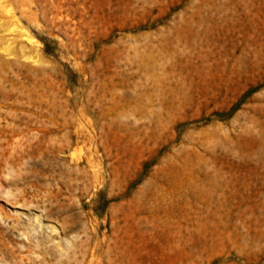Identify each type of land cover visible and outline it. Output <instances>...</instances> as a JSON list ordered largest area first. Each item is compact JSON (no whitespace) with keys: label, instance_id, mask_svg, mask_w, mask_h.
Masks as SVG:
<instances>
[{"label":"rangeland","instance_id":"rangeland-1","mask_svg":"<svg viewBox=\"0 0 264 264\" xmlns=\"http://www.w3.org/2000/svg\"><path fill=\"white\" fill-rule=\"evenodd\" d=\"M3 1L0 264H264V0Z\"/></svg>","mask_w":264,"mask_h":264},{"label":"bare ground","instance_id":"bare-ground-1","mask_svg":"<svg viewBox=\"0 0 264 264\" xmlns=\"http://www.w3.org/2000/svg\"><path fill=\"white\" fill-rule=\"evenodd\" d=\"M21 13L24 14V9H21ZM59 18L61 17L59 16ZM0 26L2 28V30H0V32L2 31L0 33V52L1 53L5 52L6 54L10 55L13 53L12 51H16L18 54L22 56L28 52L26 51V46L30 45V48L31 49L33 48V43H35L33 36L29 34V32L24 28V25L21 23L19 16L16 15V12L13 11L11 8L10 9L7 8L3 0H0ZM20 37L25 38V42H21V40L19 39ZM30 48H29V51H30ZM2 114L3 113L0 110V117L2 116ZM4 118L10 119V123L13 124L11 125L13 127L11 130H14L15 128L14 126L18 125V122L21 121V115H19L18 113H11L10 115L6 114ZM0 123H1V118H0ZM8 125L9 123H7L6 125L0 126V132L4 131V129L7 128ZM6 162H7V159H6ZM34 220L37 222V224L33 225L34 226L33 232L37 231V229H44L46 226L49 229H51V231H54L56 229L54 226L45 225V223H43L42 221L40 214H37L34 217Z\"/></svg>","mask_w":264,"mask_h":264}]
</instances>
